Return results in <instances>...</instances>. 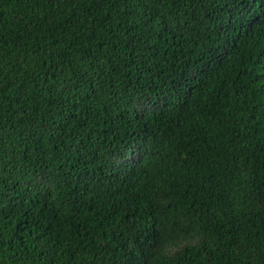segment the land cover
<instances>
[{"label":"trees","instance_id":"trees-1","mask_svg":"<svg viewBox=\"0 0 264 264\" xmlns=\"http://www.w3.org/2000/svg\"><path fill=\"white\" fill-rule=\"evenodd\" d=\"M0 264H264V0H0Z\"/></svg>","mask_w":264,"mask_h":264}]
</instances>
